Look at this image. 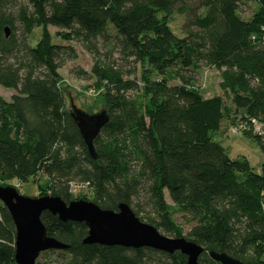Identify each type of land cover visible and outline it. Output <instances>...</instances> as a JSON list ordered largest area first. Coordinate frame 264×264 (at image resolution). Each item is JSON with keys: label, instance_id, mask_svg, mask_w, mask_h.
I'll return each instance as SVG.
<instances>
[{"label": "trees", "instance_id": "16d2710c", "mask_svg": "<svg viewBox=\"0 0 264 264\" xmlns=\"http://www.w3.org/2000/svg\"><path fill=\"white\" fill-rule=\"evenodd\" d=\"M247 3L256 4L251 18L235 19ZM174 10L184 16L182 36L169 27ZM49 26L94 57L90 73L75 74L94 79L108 115L93 140L95 158L60 85L58 70L75 49L53 43ZM203 67L219 71L229 106L196 87ZM0 86L16 91L0 97L1 183L42 174L39 196L66 203L86 199L73 197V185L87 187L100 208L125 203L169 237L201 245L200 264H220L210 250L264 264V162L257 174L213 139L227 118L264 155V0H0ZM41 221L67 247L41 252L36 264H186L179 251L85 244L83 222L49 212ZM14 243L0 202V264H16Z\"/></svg>", "mask_w": 264, "mask_h": 264}, {"label": "water", "instance_id": "95a60500", "mask_svg": "<svg viewBox=\"0 0 264 264\" xmlns=\"http://www.w3.org/2000/svg\"><path fill=\"white\" fill-rule=\"evenodd\" d=\"M4 31L8 36V28ZM70 116L89 155L95 158L93 140L108 122L106 111L103 109L97 113H88L70 100ZM0 202L7 208L14 223L16 264H36L41 252L67 247L47 234L41 221L44 212L57 215L64 222H83L87 227V235L82 240L85 244L149 247L169 254L179 251L186 256V264H200L198 259L204 251L201 245L184 237L162 234L155 226L140 220L125 203H119L116 210L102 209L92 201L84 199H74L66 203L51 194L25 196L15 187L5 184H0ZM208 255L220 264H245L224 252L210 250Z\"/></svg>", "mask_w": 264, "mask_h": 264}, {"label": "rangeland", "instance_id": "374dc122", "mask_svg": "<svg viewBox=\"0 0 264 264\" xmlns=\"http://www.w3.org/2000/svg\"><path fill=\"white\" fill-rule=\"evenodd\" d=\"M256 8L255 3L242 4L238 10L232 12V16L241 21L249 20ZM184 21V16L175 10L170 15L169 27L176 36H182L181 26ZM48 30L52 37L53 43L72 46L76 52V58L65 63L58 72L61 78V90L64 95L67 108H70V100L80 109L88 113H97L104 109L103 102L99 99L97 91L93 87L94 79H84L76 76L78 70L90 73L94 57L86 52L77 42L64 41L56 35L58 29L49 26ZM113 34V31H110ZM39 38V28H37L32 36L31 43L34 44ZM117 54L114 53L113 58L117 59ZM84 77V76H83ZM221 76L218 70L212 67H203L199 71L198 82L196 87L199 89L203 97L209 98L213 96H222L226 106L230 105V101L224 96L220 88ZM16 91L12 88H5L0 86V97L9 100ZM237 123L232 125L227 118H225L217 132L213 133V139L221 144L225 149L227 155L231 159L246 158L252 167V170L261 174L262 164L264 162V155L258 146L257 142L243 133V125L238 126ZM47 179L38 174L35 179H30L25 183H21L15 179L7 181L5 185L15 187L22 195L29 197L39 196V187L45 186ZM0 184H3L0 182ZM4 185V184H3ZM72 195L75 198L77 195H84L86 199L91 201V191L87 187L72 186ZM165 200L172 205L168 195L165 193ZM141 215V214H140ZM174 219L177 224L181 225L184 234L186 233V225L180 214H174ZM162 234H167L160 231Z\"/></svg>", "mask_w": 264, "mask_h": 264}]
</instances>
